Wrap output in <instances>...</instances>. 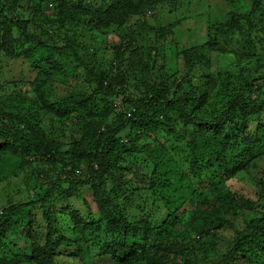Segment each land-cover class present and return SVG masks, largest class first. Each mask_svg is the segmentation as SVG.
Returning a JSON list of instances; mask_svg holds the SVG:
<instances>
[{"label": "trees", "instance_id": "1", "mask_svg": "<svg viewBox=\"0 0 264 264\" xmlns=\"http://www.w3.org/2000/svg\"><path fill=\"white\" fill-rule=\"evenodd\" d=\"M177 1L26 0L22 7L21 0H4V5L0 4V64L17 60L19 55L29 56L33 69L43 75L39 74L40 78L28 84L6 76L0 66V106L7 109H0V152L10 150L0 156V181L9 175L7 168L15 175L24 168L30 169L34 157L47 162L41 173L27 174L28 179L37 176V189L29 201L8 203L1 209L0 248L5 251L3 247H12L13 251L6 250L0 256V264H66L67 259L78 264L84 253L113 264H264V208L256 211L258 202L245 200L229 187L225 194L218 189L210 190L208 181L207 190L183 191L184 186L179 182L161 186L163 176L160 174L158 179L160 168L167 163L171 167L168 177L182 163L189 164L196 176L199 168L195 170L194 164L212 169L225 163L227 177L233 179L264 159V26L253 34L249 30L246 37L224 28L218 32L224 33V40L248 49L245 55L254 67H259L261 74H256L254 69L249 71L246 65L234 73L211 70L208 56L189 57L183 52L182 69L165 77L168 66L157 64L156 68L152 47L143 48L138 43V34L147 30L142 26H147L148 18L154 17L156 7ZM250 1L256 9L255 16L263 20L264 0ZM49 2L54 6L48 13ZM10 13L15 16L5 15ZM249 17L250 14L245 16ZM26 19L46 26L42 32L47 40H43L41 31L30 35L19 25ZM237 25L240 33L246 31L241 23ZM253 27L257 29L254 23L249 26ZM218 34L215 31L208 35L199 50L206 51L208 47L207 55L235 57L232 45L214 48L221 42ZM59 35L63 37V45L49 43L53 37L61 40ZM111 35L118 41L106 51L103 45ZM23 39L27 40L23 42ZM35 48L44 51L48 58H35ZM23 49L26 51L21 54ZM68 58L78 67L89 69L90 83L98 100L92 93L87 97L78 94L85 93L78 88V77H71L70 81L63 78L64 93L56 94L59 88L54 71L65 62L70 64ZM195 68L197 74L192 72ZM137 71L141 78L150 76V82L141 80L142 85L134 87L138 91L135 94L129 88V74ZM220 78L222 85L214 92ZM28 92L44 96V101L39 102V95L28 98ZM51 96L55 97L53 101H49ZM93 100L100 101L106 109L102 112L97 109L101 115L94 133L85 129L79 138L74 135L71 138L55 132V125L71 128L78 120L77 113ZM12 106L30 107L24 116L9 112ZM105 113H112L114 123L107 125L102 117ZM177 120L185 127L186 136L177 131L174 124ZM251 123H256V128L249 134ZM158 130H165L169 136L164 146L158 140L154 145L146 140ZM223 130L226 131L222 134ZM19 139L20 143L13 147ZM132 145L139 147L136 153L144 157L142 163L152 166L150 188H143L146 194L150 193L147 197L150 210L159 206L165 209L157 218L161 225L157 229L151 222L145 226L143 221L132 217L129 222L127 204L133 202L134 195L125 186L121 190L114 186L117 182L122 186V181L113 177L118 172L115 164L127 146ZM183 147L188 149V154H182ZM170 149L174 154H168ZM60 154L67 161L61 162L64 165L61 170H56L59 166L53 158ZM86 164L99 167L85 168ZM258 183L264 187L262 180ZM81 186L94 191L95 208L97 205L102 212L108 210L111 218L105 222L94 219L96 212L91 211L90 203L85 200L90 211L82 214L76 207L73 211L74 217L83 221L81 229L58 224L56 210L51 208L60 200L66 202L79 195ZM151 193L156 199H151L155 197ZM261 199L264 200V191ZM141 200L143 205L148 201ZM185 212L187 216H183ZM39 215L47 230L44 244L28 239L32 237L31 219L36 220ZM26 228L28 233L24 231ZM65 229L72 232V238L65 237ZM94 230L98 231L97 236L105 234V240L98 238L101 248L94 244ZM139 234L143 235L141 244L130 241ZM156 247L164 251L163 255L154 250ZM58 258L62 259L61 263Z\"/></svg>", "mask_w": 264, "mask_h": 264}, {"label": "rangeland", "instance_id": "2", "mask_svg": "<svg viewBox=\"0 0 264 264\" xmlns=\"http://www.w3.org/2000/svg\"><path fill=\"white\" fill-rule=\"evenodd\" d=\"M13 0H9L11 2ZM75 2L79 0H73ZM87 2V1H86ZM0 4L4 5V0H0ZM55 4V2H54ZM26 5V0H21L20 6L24 7ZM54 6V5H53ZM155 11L153 12V18H148L147 26H142L143 28H147V30H141L139 32V38L138 43H141L140 45L143 48L152 47V55L154 56V60L157 64H166L168 66V71L165 77L169 75L170 72H175L176 70H181L183 63H184V57L183 52H186L188 56H194V55H202V56H208L210 63L212 64L211 70H219V71H231L232 73L237 72L240 67H244L245 65L249 68V71L254 69L256 74L257 72L261 74V71L259 70V67L255 66L254 63H252V60L248 59V56L245 54L247 53L246 49L241 45L237 46L236 43H231V41L224 40V33L218 34V32H221L224 28V31L228 32H238L241 36H245L248 34L249 30L250 33H255L259 28L264 26V19H258V16L256 15V9L254 8L253 4L250 0H179L174 3L164 4L161 6L156 7ZM52 8L48 7V10L46 12H51ZM247 14H250L249 19H246L245 16ZM7 17L11 18L15 16V13L5 14ZM31 18V17H30ZM27 21L20 22L19 25L31 35V34H38L42 33L43 40H47L45 36V33L42 32L45 30L46 26H42L41 22L38 24H35L32 19H26ZM257 25V29L254 27L252 29L249 28L250 25L253 23ZM238 23H241V26L245 28L246 31H241L238 28ZM220 30V31H219ZM217 31L218 37L220 38L221 42L219 44L215 45V49L218 46L225 47L228 45L234 46V52L235 57H227V56H215V54L207 55V51L209 48L207 47L206 51L199 50L201 49V46L207 42L208 35L214 34V32ZM226 36V35H225ZM62 39L59 40V38H51L49 39V43H52L54 46L57 44L58 46H61L64 44L63 37L59 35ZM243 37V38H245ZM104 40L105 37L103 38ZM27 39H23V42H25ZM118 41V38L115 35H111L107 38V41L104 43L105 50L107 51L108 46L111 44H115ZM30 43V41H29ZM230 49H233L232 47H229ZM214 49V51H215ZM26 51V49H23L21 51V54ZM36 56L35 58L43 59V57L46 59L48 58L44 51H38V48H35ZM57 53V52H54ZM67 56V52H66ZM106 56L109 57L108 53H106ZM42 57V58H41ZM196 57V56H195ZM66 58V57H65ZM5 60V59H4ZM66 60L64 59V62ZM68 62H65L62 66L57 67L56 71H54V77L55 82L58 85V91H56V94L58 96H62L65 90V87H63V78L66 79V81H70V78L72 77H78L79 83L78 88L85 92V93H78V94H87L90 95L91 93L94 96V89L95 87L90 83V77H89V69L88 68H80L78 65L73 63L69 58ZM0 66L2 67V72L6 76L11 75L15 79L24 80L30 83H34L35 80L39 77L40 71L37 69H33L32 64L30 62L29 56H21L19 55L17 60L9 59L7 61H4V66L1 63ZM158 68V66L156 67ZM166 70V69H165ZM194 74H197V68H195L192 71ZM42 75V74H40ZM129 88L131 89V92L138 93V91L134 88L135 86H141L142 84L140 81L147 79V81L150 82V76H146L141 78L140 75L137 72H130L129 74ZM160 76H163V74H158ZM43 76V75H42ZM159 76V77H160ZM40 78V77H39ZM41 80V79H40ZM42 81V80H41ZM44 81V80H43ZM221 78L218 83V88L215 89L214 92H217L218 89L221 86ZM12 88V87H11ZM70 89H67L69 91ZM213 92V93H214ZM38 93H32L28 92L27 97L28 98H38ZM40 96V95H39ZM96 100V98L94 96ZM55 99L54 96H51L49 98V101H53ZM44 101V96L39 97V102ZM90 106L84 107L82 110H80L77 113L78 120H76L75 124L71 126V128H64V127H58L54 126L55 132L59 136L67 137L70 136L71 138L76 137L79 138L81 136L85 129L90 133H94L98 122L100 121L99 116L100 113L106 109H104L103 106H101L100 101H89ZM208 106H213L212 104H207ZM30 106H12L11 109H9V112L18 113L19 115L27 116L26 109ZM40 107V106H38ZM1 110H7L6 108L0 106ZM101 111L99 113V111ZM114 113V112H113ZM115 113H118L116 111ZM106 115V117H105ZM54 117V116H53ZM103 120L105 118L107 125L112 124L113 122V116L112 113H105L102 115ZM176 117H179V114H176ZM68 118V115H67ZM61 121V120H59ZM176 126V129L178 132H180L182 135H184L185 127L183 124L179 123V120L174 123ZM256 128V123H251L248 127V133L251 134L254 132ZM226 130H223L222 134L225 133ZM25 134V133H24ZM153 137H148L146 140H149L153 143L158 140L159 143L164 146V143L169 138V136L166 135L165 130H158L155 134H152ZM186 136V135H184ZM18 141V142H17ZM14 141L13 147L18 145L20 143V139ZM126 141V140H125ZM124 141V142H125ZM143 144V143H142ZM128 145V144H127ZM172 148V147H171ZM182 154L187 153L188 149H185ZM139 150V147L137 145L127 146V149L125 152H122L120 156V160L117 164L118 169L117 173L113 174V177L116 180L122 181V186L120 183L117 182L114 183V186L117 190H121L123 186L127 187L130 191H132L134 198L132 199V203L127 204L128 206V213H129V222H132V218L135 221H143L145 226H150V222L153 223L155 228H159L160 221L157 219L159 217L160 213H163L165 209L162 207H156L152 208L150 210V199L147 198L150 196L149 194H146L145 190L143 188L147 187L150 188V177L152 173V166H150V163H142L144 157L140 155V153H136ZM166 150V146H165ZM9 148L4 149L3 152H0V156L5 155V153L9 152ZM4 153V154H3ZM179 153V154H181ZM168 154H174L173 150L170 149L168 151ZM32 165L29 167L30 169H22L18 174H14L12 171H10L8 168V176L4 181H0V212L1 209L4 208L8 203L13 204H21L26 203L29 201L31 196L36 191V177L33 179H28L27 174L30 171H36L37 174L41 173L43 169L46 168V163L43 162L41 159L34 157ZM53 160L56 162V166H59L56 168V170H61L62 166H64L61 162L67 161L66 158L63 155H56ZM95 164H99V161ZM220 167L218 168H212L207 169L204 167H197L196 164H194L195 170H198V176L194 175L190 169V165L186 163H182L181 166L178 169H174L173 174L171 177H168L169 172H171V167L168 166V163L164 166H162L159 170V177L160 180V174L161 176V186L163 183L170 182H179L181 183L184 188L183 191L188 188H194V189H206L207 190V181L211 183L209 185V189H218L220 192L225 194L227 192L228 187L231 191L236 192L240 194L245 200L258 202L259 206L256 208V211L259 209L264 208V200L261 199L264 191L263 184L258 183V181L262 180L264 183V159L257 162L253 168L251 169L249 167V170L241 171L235 175L233 179H229L226 174V170L228 167L225 165V163H220ZM227 164V163H226ZM86 167H91L94 170L99 167L93 166L92 164H86ZM54 170L56 173L58 171ZM120 170L122 172H120ZM114 172L111 171V173ZM35 173V172H34ZM110 177L108 176V179ZM107 179V180H108ZM110 182V181H109ZM208 189V190H209ZM110 192V190H109ZM138 192V193H137ZM153 196L151 199H156V195L151 193ZM172 195V194H171ZM176 196V194H174ZM146 196V197H145ZM94 191L91 190L90 187H84L81 186L79 188V195H74L72 199L65 202V200H60L58 204H56L54 207L51 208V210H56L55 215L58 217L57 223L63 224L67 227H78L81 229L83 225V221L80 222L77 218L74 217V212L78 208L82 214L86 213L85 211H90L85 205L83 201H88L90 203L91 211L96 212V217L93 216L96 220H105L108 218H111V215L108 214V210L105 212H102V209L99 208L94 204ZM141 199H148L147 203L143 205ZM146 201V200H145ZM76 207V208H75ZM27 210H30L29 208H26ZM31 214H35L32 212ZM187 212L184 213L183 216H187ZM85 217V216H84ZM89 217V216H86ZM132 217V218H131ZM75 222H73V219ZM91 218V217H90ZM185 218V217H184ZM30 219V218H29ZM31 236H29V241L35 242L37 244H44L46 242L47 237V230L45 229V223L44 219L39 215L36 220L31 219ZM88 220V219H87ZM84 222L86 220L84 219ZM75 223V224H74ZM237 224V223H236ZM58 225H55L54 227H57ZM26 233H28V228L24 230ZM65 237L72 238V232L69 229H65ZM94 244L101 248V244L98 243V238L104 239V233H101L97 236V230H94ZM229 233V232H227ZM14 234V233H13ZM133 237V236H131ZM143 235H137L134 238L130 239V241L137 243L139 241L141 244L143 241H141V238ZM82 243V241H80ZM105 242V241H104ZM93 244V245H94ZM3 247V246H2ZM5 251L0 248V256H2L6 250L7 251H13L12 247L10 249L4 248ZM23 250L24 248L21 247ZM155 251L162 254L164 252L160 248L156 247L154 248ZM61 253H65V250H61ZM69 253H72L71 251H68ZM84 253V252H83ZM163 255V254H162ZM170 257V256H169ZM174 256H171L173 258ZM82 262H79L78 264H113L111 261L104 260V259H97L92 258L90 255L84 253L81 255ZM173 259L178 260L179 258L174 257ZM65 260V259H64ZM63 260V261H64ZM59 263H61L62 259L58 258ZM72 260H66V264H73L71 262Z\"/></svg>", "mask_w": 264, "mask_h": 264}, {"label": "clouds", "instance_id": "3", "mask_svg": "<svg viewBox=\"0 0 264 264\" xmlns=\"http://www.w3.org/2000/svg\"><path fill=\"white\" fill-rule=\"evenodd\" d=\"M47 7H49V8H52L53 6H52V3L51 2H49L48 4H47ZM32 159H34V158H32ZM31 159V162H33V160Z\"/></svg>", "mask_w": 264, "mask_h": 264}, {"label": "built area", "instance_id": "4", "mask_svg": "<svg viewBox=\"0 0 264 264\" xmlns=\"http://www.w3.org/2000/svg\"><path fill=\"white\" fill-rule=\"evenodd\" d=\"M116 105H120V104L117 102Z\"/></svg>", "mask_w": 264, "mask_h": 264}]
</instances>
